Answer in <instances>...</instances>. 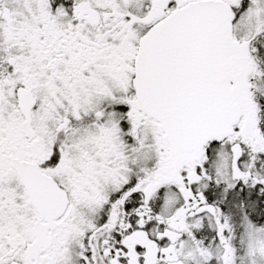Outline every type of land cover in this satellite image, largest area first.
Returning <instances> with one entry per match:
<instances>
[{"label":"snow or ice","instance_id":"obj_1","mask_svg":"<svg viewBox=\"0 0 264 264\" xmlns=\"http://www.w3.org/2000/svg\"><path fill=\"white\" fill-rule=\"evenodd\" d=\"M0 264H264V0H0Z\"/></svg>","mask_w":264,"mask_h":264}]
</instances>
